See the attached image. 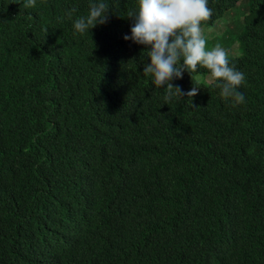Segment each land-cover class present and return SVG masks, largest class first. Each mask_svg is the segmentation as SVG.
<instances>
[{
  "label": "trees",
  "instance_id": "trees-1",
  "mask_svg": "<svg viewBox=\"0 0 264 264\" xmlns=\"http://www.w3.org/2000/svg\"><path fill=\"white\" fill-rule=\"evenodd\" d=\"M240 1L208 0L201 28ZM23 2L0 0V264H264V0L228 57L236 106L203 68L165 104L123 39L138 0L83 35L90 0Z\"/></svg>",
  "mask_w": 264,
  "mask_h": 264
},
{
  "label": "clouds",
  "instance_id": "clouds-1",
  "mask_svg": "<svg viewBox=\"0 0 264 264\" xmlns=\"http://www.w3.org/2000/svg\"><path fill=\"white\" fill-rule=\"evenodd\" d=\"M36 0H24L22 8H33ZM89 11L81 15L73 23L76 33H88L97 25L108 19V5L104 0L89 3ZM75 8L67 11L68 19H72ZM213 15L208 7V0H138V8L128 13L134 19L131 35L124 40H131L138 45L146 46L147 58L143 74L151 77L155 88L164 87L165 104L177 98L195 97L200 88L193 82V74L199 69L207 70L208 83L220 89V96L232 101V106L245 102L244 94L239 91L246 84L245 74L230 65L228 52L217 43L211 50L206 49V39L202 33V22ZM187 72L193 82L191 90L184 92L174 86V79H182Z\"/></svg>",
  "mask_w": 264,
  "mask_h": 264
},
{
  "label": "rangeland",
  "instance_id": "rangeland-1",
  "mask_svg": "<svg viewBox=\"0 0 264 264\" xmlns=\"http://www.w3.org/2000/svg\"><path fill=\"white\" fill-rule=\"evenodd\" d=\"M247 1L241 0L238 4V9L235 10L230 16H226L217 20L211 27H202V33L206 39V49L211 50L217 43H219L227 52L228 57H233L238 53V40L237 36L241 33L237 26L244 20L247 13ZM235 34V35H234ZM237 35V36H236ZM210 41V43H208ZM198 81L206 80L208 77L196 76Z\"/></svg>",
  "mask_w": 264,
  "mask_h": 264
}]
</instances>
